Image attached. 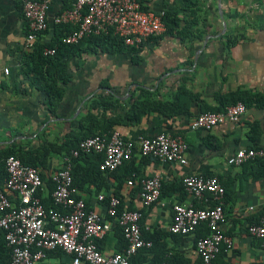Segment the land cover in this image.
<instances>
[{
	"label": "crops",
	"instance_id": "obj_1",
	"mask_svg": "<svg viewBox=\"0 0 264 264\" xmlns=\"http://www.w3.org/2000/svg\"><path fill=\"white\" fill-rule=\"evenodd\" d=\"M227 1L148 0L150 8L161 9L174 17L177 26L170 33L148 38L134 54L98 51L69 59L66 65L69 77L63 85L56 113L51 116L42 105L43 92L23 76L19 56L13 50L20 46L24 37L25 22L18 3L0 0V147L19 142L22 137L30 139V144L35 146L38 143L35 134L42 133L43 139H47L50 131L56 134L47 140L56 141L66 132L67 126L85 112L87 103L93 98L116 100L112 110L99 106L91 110L93 114L122 116L128 109L130 93L137 88L147 89L153 92L155 99L161 100L169 99L178 85L197 94L187 114L165 117L149 112L141 115L137 124H117L111 129L131 139L166 131L181 135L187 145L185 165L161 162L152 156L143 161L135 156L137 176L157 175L165 185L158 202L143 207L138 187L127 186L126 181L118 189L122 208L141 210L142 229L159 236L152 251L140 249L134 254V263L143 258L140 252L146 255L141 264L157 260L160 244L167 253L175 255L177 263H198L194 250L195 232L178 235L167 230L174 203L203 206L184 190L175 189L181 185L185 173L193 172L216 176L224 188L221 228L231 238V247L222 250L212 264H262L260 240L249 236L246 227L256 222L264 209V175L252 178V174L264 169L252 161L230 165L226 160L238 148L264 146V107L246 106L236 123L224 122L209 130H187V124L198 112L217 105L215 94L242 90L245 94L264 96V32L245 34L233 45L225 46L226 38L222 33L226 31V21L222 17ZM227 5L234 7L231 2ZM62 7L63 0L50 1L46 13L48 29L41 41L49 39L53 26L50 18ZM3 68L8 69L7 74L2 72ZM61 158L62 155L52 156L47 170L57 168ZM79 161L84 165L87 158L82 156ZM116 174L119 176V171ZM102 175L105 186L97 188L90 183L80 189L74 188L75 196L82 198L87 207L105 216L103 203L96 201V196L113 195L116 181L108 173L102 172ZM47 192L46 188L43 194ZM95 244L101 253L109 255L121 251L125 243L110 231ZM69 258L58 250H51L35 264H62Z\"/></svg>",
	"mask_w": 264,
	"mask_h": 264
},
{
	"label": "built area",
	"instance_id": "obj_2",
	"mask_svg": "<svg viewBox=\"0 0 264 264\" xmlns=\"http://www.w3.org/2000/svg\"><path fill=\"white\" fill-rule=\"evenodd\" d=\"M18 3L24 19L26 33L22 45L30 51L36 39L48 29L47 9L51 0H11ZM67 5L51 16V23L67 24L70 28L61 36L63 44L76 43L82 37L110 33L129 47L138 49L150 37L165 31L163 10L152 9L148 0H66ZM45 48L43 54H52ZM2 72L7 74L8 69ZM241 101L227 105L219 111H200L187 124V130H209L224 122L236 123L245 113ZM187 145L179 134L160 131L152 136L137 135L124 138L115 130L105 135H91L80 139L76 146L62 156L60 165L47 172L50 183L49 204L43 205L37 191H45L46 185L39 170L8 155L4 160L6 176L0 183V229L9 248L8 264H35L45 258L46 252L58 250L69 255L62 264H129V258L140 249H148L152 243L141 236V210L120 209L115 195L102 194L96 201L102 202L105 216L86 206L82 198L75 196L70 174L71 159L88 152L101 154L98 169L107 173L133 156H152L165 163L185 165ZM260 159L264 163V146L242 147L226 160L230 165ZM127 186L138 187L143 207L159 201L161 179L157 175L135 176L126 180ZM183 190L193 199L202 202L174 203L167 226L170 233L185 235L195 232L204 224L207 233L195 237L194 250L200 264H212L217 255L231 247V238L222 228V196L224 188L214 175L187 172L181 177ZM264 200V197H263ZM117 226L124 240L119 252L104 255L95 241L103 238ZM246 233L260 240L261 262L264 264V209L258 220L246 227ZM169 254V253H168ZM61 264V263H50ZM156 264H172L163 260Z\"/></svg>",
	"mask_w": 264,
	"mask_h": 264
},
{
	"label": "trees",
	"instance_id": "obj_3",
	"mask_svg": "<svg viewBox=\"0 0 264 264\" xmlns=\"http://www.w3.org/2000/svg\"><path fill=\"white\" fill-rule=\"evenodd\" d=\"M67 5L66 0H63V7ZM62 7V8H63ZM162 20L165 25L163 33H170L177 26V20L164 11ZM70 28L67 24H54L52 26L50 37L47 41H41V36L44 31L35 41L33 48L30 51H21L18 59L20 70L23 76L28 80L30 85L39 88L44 99L42 105L46 111L54 116L57 106L63 94V85L67 82L69 74L66 71V65L69 59L80 56L85 52H132L133 54L139 50L133 47L124 45L121 40L110 34L103 33L97 35H88L79 39L73 44H63L60 41L61 36ZM24 34L26 26L24 24ZM151 38V37H150ZM148 39V38H147ZM146 39V40H147ZM234 40L229 37L225 40V45H233ZM45 48L53 49L52 54H43ZM135 60V55H132ZM153 92L144 88H137L136 92H131L128 98V109L122 116L109 115L104 113L99 116L91 112L92 109L102 107L104 110H112L116 100L98 97L93 98L87 103V108L83 114L78 115L74 122L67 126L66 132L59 136L56 141H48L43 139L42 133H37L38 143L35 146L30 144L22 146L19 142H11L4 147H0V183L5 178L4 160L8 155L17 157L22 163L36 167L39 170V175L44 181L46 188L50 191V183L47 181V172L49 160L55 155H65L70 149L74 148L77 142L91 135H105L111 131L112 127L117 124L134 125L140 120L141 115L149 112H158L165 117H172L178 114L189 113V104L197 98V94L193 93L182 85H178L169 99H155ZM217 105L212 108L202 109V111H219L225 106L231 105L236 101H241L248 106L250 104L260 105L264 107V96L259 94H245L242 90L229 91L227 93L215 94ZM249 138L253 139L249 134ZM82 156L87 158V163L84 165L79 161ZM143 161H147L151 156H139ZM133 156L130 160L123 162L114 170L107 172L115 181L116 185L113 195L119 198L118 189L123 181L138 175L137 168L134 166ZM101 159L100 153L88 152L79 154L71 159L70 174L72 185L76 188H82L86 184H94L97 188L105 186L102 172L98 169L97 164ZM257 167L264 169V163L260 159L252 160ZM119 171V176L116 172ZM264 175V170L257 171L252 174V178H257ZM165 185L161 184L160 195L164 193ZM176 190H183L182 186L175 187ZM48 193V192H47ZM43 194L42 191H37L36 196L39 197L41 203L45 206L49 204L48 194ZM122 209V204L119 201L118 211ZM142 213V211H141ZM143 216V215H142ZM142 216L140 218L141 236L144 239L151 240V248L156 244L159 236L145 232L142 229ZM112 231L119 240L123 241L119 228L115 226ZM207 233L206 226L200 224L195 230V237L204 236ZM98 241V240H97ZM96 242V241H95ZM163 244H160V254L157 260H152L151 264L159 263L166 260L172 264H179L174 259L175 255L168 254L164 249ZM145 251V249H141ZM143 258L134 263V255L130 258L129 264H141L145 259V252L139 253ZM9 248L6 246L3 239V232L0 229V264H8ZM147 264V263H145ZM200 264L199 258L198 263Z\"/></svg>",
	"mask_w": 264,
	"mask_h": 264
},
{
	"label": "rangeland",
	"instance_id": "obj_4",
	"mask_svg": "<svg viewBox=\"0 0 264 264\" xmlns=\"http://www.w3.org/2000/svg\"><path fill=\"white\" fill-rule=\"evenodd\" d=\"M228 2H231L234 7L228 6ZM227 3L226 11L225 13L223 11L222 17V20L226 21V31L222 33L225 38L229 37L236 42L243 38L245 34H251L254 31L264 32V0H229ZM13 50L18 56H20L21 51H25L22 43L20 46L13 48ZM55 134V131H50L47 139L54 138ZM29 141L30 139L22 137L19 143L22 146H26Z\"/></svg>",
	"mask_w": 264,
	"mask_h": 264
}]
</instances>
